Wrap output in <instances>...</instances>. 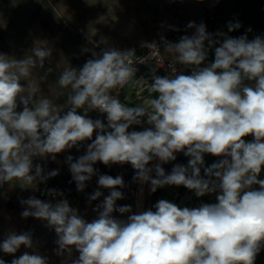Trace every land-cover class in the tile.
Wrapping results in <instances>:
<instances>
[{"label":"clouds","instance_id":"clouds-1","mask_svg":"<svg viewBox=\"0 0 264 264\" xmlns=\"http://www.w3.org/2000/svg\"><path fill=\"white\" fill-rule=\"evenodd\" d=\"M241 27L229 21L227 33H210L206 24L190 21L186 28L193 33L176 42L164 36L142 42L157 52L163 45L170 62L182 69L164 76L157 67L149 69L148 90L158 94L148 101L151 111L113 95L135 83V49L105 47L97 53L94 49L107 40L89 36L93 49L83 51H91L92 58L77 68L62 56L66 67L48 85L50 95L37 85L53 69L39 81L33 75L52 57L47 43H34L23 58L0 52V187L16 180L46 183L59 169L45 171L34 161H56L58 154L79 151L90 141L84 154L67 155L66 163L78 192L97 177L98 187L87 196L89 204L103 196L93 208L95 219L86 220L57 189L48 190L52 200L20 199L22 218L41 220L54 230V252L67 257L64 264H255L264 250V36L249 39L251 28L228 35ZM37 91L41 98L34 102ZM64 96L63 104L56 102ZM92 112L105 119L92 118ZM179 153L187 164L175 163L166 173L163 165ZM205 155L218 159L206 165ZM98 162L130 165L132 182L148 184L150 193L182 186L197 198L215 194L216 202L182 207L162 198L155 210L134 213L131 205H117L126 198L123 176L101 174ZM114 213L130 214L120 219ZM21 246L35 248L32 233L10 230L0 251L13 255L10 264H49L35 251L16 257ZM73 250L78 258H72ZM0 264L6 261L0 258Z\"/></svg>","mask_w":264,"mask_h":264},{"label":"crops","instance_id":"crops-1","mask_svg":"<svg viewBox=\"0 0 264 264\" xmlns=\"http://www.w3.org/2000/svg\"><path fill=\"white\" fill-rule=\"evenodd\" d=\"M194 21L196 24L204 23L210 33H227L229 21H239L242 27L232 33L231 36H240L247 32L249 39L256 35L264 36V0H0V52L10 56L23 58L30 53L34 46H43L47 43L53 49L50 61H46L44 69H33V75L39 81L47 68L53 71L48 75L47 81L38 84L45 95L49 94L48 85L55 84L56 78L66 65L62 56L70 62L73 67H81L87 59L92 58L91 51L85 53L84 48L93 49L88 37L99 41L106 38L107 43L101 44L94 50L99 53L105 47H115L121 50L135 49L139 53L146 48L142 42L160 41L164 34L172 42L178 41L171 36L172 28L179 29L181 36L191 35L194 29H187L186 25ZM29 51V52H28ZM167 54V53H166ZM168 55V54H167ZM210 53L209 60L213 59ZM154 66L146 65L141 68L135 77V83L127 87L117 98L126 104L143 103L149 106L148 101L155 98L157 93H150L151 84L149 69ZM179 70L181 66H179ZM185 74L190 70L184 69ZM157 74L161 75L157 70ZM162 76V75H161ZM41 93L37 91L33 95V101H38ZM66 96L60 97L56 102L63 104ZM93 112L90 113L92 116ZM145 127L148 125L145 124ZM136 130H142L134 126ZM245 139H252L251 136ZM88 143V141L86 142ZM86 143L80 150L71 149L62 154L63 167L59 176L54 177L64 181L69 175V167L66 163V156L78 157L84 154ZM187 157L182 153L177 154V160L164 164L166 173L171 171L173 164H187ZM218 158L205 155L206 165H210ZM44 164L43 160L34 163ZM102 166L116 174H123L133 177L134 170L130 165ZM154 175V173H153ZM264 179V172L261 177ZM39 185H22L20 181H13L0 187V242L8 231L21 233L30 231L35 243L34 249H26L24 246L15 253L19 257L25 251L33 254L39 252L42 256L48 257L49 264H64L66 256H57L54 252L57 239L54 230H49L41 220L29 217L24 219L20 213L23 206L20 199H27L30 196L39 197ZM97 177H93L90 186L84 192H78L73 186L70 197L67 199L72 207L79 209L80 214L89 222L96 218L93 208L103 200V196L87 202V196L96 188ZM104 195H108L107 189H101ZM179 192L180 196L175 198ZM168 199L180 206L196 207L201 203H214L215 194L203 198L195 197L194 193L181 187H165L150 193L149 185L146 189V210L153 208L159 199ZM55 202V201H53ZM121 200L117 201L120 205ZM153 210H155L153 208ZM119 218V213H114ZM79 253L73 250V259L78 258ZM0 258L10 264L13 255L4 254L0 251ZM71 264V260H67ZM255 264H264L262 251L256 258Z\"/></svg>","mask_w":264,"mask_h":264},{"label":"built area","instance_id":"built-area-1","mask_svg":"<svg viewBox=\"0 0 264 264\" xmlns=\"http://www.w3.org/2000/svg\"><path fill=\"white\" fill-rule=\"evenodd\" d=\"M170 34H164V37H168ZM171 36L179 39L181 37L180 31H172ZM159 42V41H157ZM131 60L133 61L134 64H136L137 68L140 70L146 65H152L154 67H157V70L160 72L162 76L164 75H171L173 68L176 70H179V65L172 64L170 62L169 56L163 51V45H161V50L159 52L155 50H149L145 49L139 53H134L131 57ZM127 87L120 89L117 88L113 90V95L116 97L120 94H122ZM148 111H151L150 106H145ZM92 118H100V119H105V117L99 113L93 112ZM249 140L250 139H246ZM90 143V141H88ZM45 165V171L53 170V169H59V174L62 170L63 167V158L62 154H58L57 160L56 161H51L48 160L46 163L44 161ZM96 168L99 169L101 174H108L112 175L115 177L116 175H122L123 179L125 181V184L127 187L122 189V191L125 193V199L121 200L120 205H131L132 206V211L134 213H139V184L132 182V177H129L127 175L123 174H116L111 171H107L103 166L102 163L98 162L95 165ZM59 176V175H58ZM75 186V182L71 180V174L69 172V175L64 181H60L55 178H50L46 183H40L39 185V197L41 200H52L53 194L50 193L48 190L49 189H57L60 190L64 193V197L68 199L71 195L72 188ZM90 186V182L88 183V186ZM180 196V193L177 192L175 194V198H178ZM130 214V213H129ZM129 214H124L123 216H119L120 219H126L127 215Z\"/></svg>","mask_w":264,"mask_h":264},{"label":"water","instance_id":"water-1","mask_svg":"<svg viewBox=\"0 0 264 264\" xmlns=\"http://www.w3.org/2000/svg\"><path fill=\"white\" fill-rule=\"evenodd\" d=\"M153 163H155V161ZM141 187L143 189L142 192H141ZM146 189H147V184H144L143 186L139 184V212H143L146 210Z\"/></svg>","mask_w":264,"mask_h":264},{"label":"trees","instance_id":"trees-1","mask_svg":"<svg viewBox=\"0 0 264 264\" xmlns=\"http://www.w3.org/2000/svg\"><path fill=\"white\" fill-rule=\"evenodd\" d=\"M262 254L264 255V250H262Z\"/></svg>","mask_w":264,"mask_h":264}]
</instances>
